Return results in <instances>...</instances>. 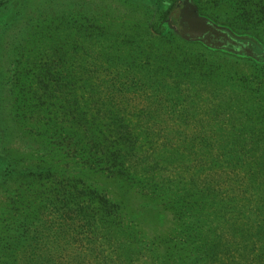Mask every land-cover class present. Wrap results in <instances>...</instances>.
<instances>
[{
  "label": "rangeland",
  "instance_id": "1",
  "mask_svg": "<svg viewBox=\"0 0 264 264\" xmlns=\"http://www.w3.org/2000/svg\"><path fill=\"white\" fill-rule=\"evenodd\" d=\"M180 1L0 0V264H264V62ZM192 2L264 50V0Z\"/></svg>",
  "mask_w": 264,
  "mask_h": 264
},
{
  "label": "water",
  "instance_id": "2",
  "mask_svg": "<svg viewBox=\"0 0 264 264\" xmlns=\"http://www.w3.org/2000/svg\"><path fill=\"white\" fill-rule=\"evenodd\" d=\"M179 35L185 41L197 40L212 48L231 46L237 52L254 55L252 49L232 38L227 32L215 28L206 18L199 15L192 0H181L177 5Z\"/></svg>",
  "mask_w": 264,
  "mask_h": 264
},
{
  "label": "trees",
  "instance_id": "3",
  "mask_svg": "<svg viewBox=\"0 0 264 264\" xmlns=\"http://www.w3.org/2000/svg\"><path fill=\"white\" fill-rule=\"evenodd\" d=\"M177 5H178L177 3L174 4V5H170L169 7H167L165 10H163L161 12L162 22H163L166 30L168 32L172 33V35H173V32H175L177 29L179 31V28H178V25H177V16H178V8H177ZM178 34H176V36L179 37L180 35H178ZM184 43H187V42H184ZM241 43H243V42H241ZM243 44L246 45V46H248L249 48H251L252 51H253V53H255L252 56L251 55H248L247 56V59H250L252 61L258 60L261 63L264 62V50L260 51L259 48L255 44H252V43H249V42H248L249 45L247 43H243ZM220 49L223 50V51L224 50H234V51H236L235 48H232L231 46H223ZM236 55L238 57H240V55L246 57L245 56V53L243 51H240V53L239 52L238 53L236 52ZM173 63L176 64L177 66H179V61L178 60H175V62H172V63L165 62L166 65H168V64H172L173 65ZM262 66H264V65H261V67Z\"/></svg>",
  "mask_w": 264,
  "mask_h": 264
}]
</instances>
